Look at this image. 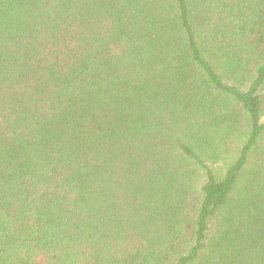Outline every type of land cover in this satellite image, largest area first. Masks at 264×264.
<instances>
[{
	"label": "trees",
	"instance_id": "trees-1",
	"mask_svg": "<svg viewBox=\"0 0 264 264\" xmlns=\"http://www.w3.org/2000/svg\"><path fill=\"white\" fill-rule=\"evenodd\" d=\"M0 264H264V0H0Z\"/></svg>",
	"mask_w": 264,
	"mask_h": 264
}]
</instances>
